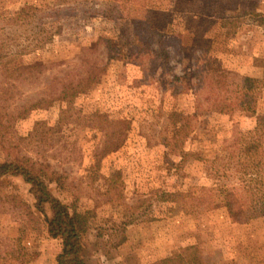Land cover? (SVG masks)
I'll list each match as a JSON object with an SVG mask.
<instances>
[{
  "label": "rangeland",
  "instance_id": "rangeland-1",
  "mask_svg": "<svg viewBox=\"0 0 264 264\" xmlns=\"http://www.w3.org/2000/svg\"><path fill=\"white\" fill-rule=\"evenodd\" d=\"M260 15L264 0H0V161L34 167L86 216L88 262L160 264L194 245L202 264H264V216L234 222L223 193L247 196L236 137L255 117L237 108L264 114ZM35 202L0 177V264H57Z\"/></svg>",
  "mask_w": 264,
  "mask_h": 264
},
{
  "label": "trees",
  "instance_id": "trees-1",
  "mask_svg": "<svg viewBox=\"0 0 264 264\" xmlns=\"http://www.w3.org/2000/svg\"><path fill=\"white\" fill-rule=\"evenodd\" d=\"M257 25L264 27V15H260ZM109 57V59L113 58L110 54ZM255 79L261 80V78ZM96 81V74L88 75L75 86L72 85L71 80H62L59 83L62 84V87L57 99L70 104L76 95L86 91L88 85L94 84ZM253 82L254 78L249 76L243 78L242 89L246 97L254 89ZM36 105L49 106L50 104H44L42 100V102L38 101ZM237 109L255 117L253 131L239 134L236 137V144H239L236 156L245 161L242 171H238L241 174L239 190H242L241 192L246 193L247 196L236 195L234 193L236 190L229 186H225L223 193L225 207L230 218L234 222L245 223L252 218L264 216V114H257L255 103L251 99L241 101ZM124 138L125 132L122 133L117 144L108 148V153L119 148L123 144ZM107 145H111V142ZM223 171L225 173V170ZM3 176L22 177L35 197V208L41 213L44 212V205L50 208L51 216L46 218L48 233L50 237L59 239L61 246L56 257L57 264H91L83 256V237L88 231L86 216L71 211L69 206L52 195L40 172L34 167L16 162L0 161V177ZM161 195L163 201L173 202L177 201V196L180 194L163 192ZM160 264H202L201 252L197 246H186L169 257L163 258Z\"/></svg>",
  "mask_w": 264,
  "mask_h": 264
}]
</instances>
